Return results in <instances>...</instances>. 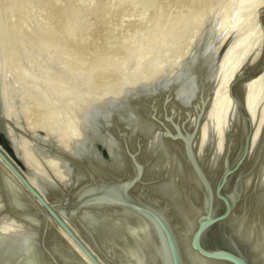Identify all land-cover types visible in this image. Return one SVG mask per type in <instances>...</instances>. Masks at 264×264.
Listing matches in <instances>:
<instances>
[{"label":"water","instance_id":"obj_1","mask_svg":"<svg viewBox=\"0 0 264 264\" xmlns=\"http://www.w3.org/2000/svg\"><path fill=\"white\" fill-rule=\"evenodd\" d=\"M258 21L262 53L256 60L254 55L247 59L229 83V96L239 120L227 136L218 168L211 171L197 149L213 94L209 70L198 72V96L186 102L177 96L178 78L171 73L182 61H195L201 52L198 41L185 59L172 61L156 82L149 83L148 89L137 82L135 86L123 87L122 94L109 99L104 107L90 101L86 110L91 112L87 113L91 121L83 125L86 137L73 140V152L46 130L30 131L25 124L24 128L16 125L5 110L2 91H6L7 100L11 97L9 103L18 108L23 100L14 89L21 88V84L12 72L0 68V201L3 211L37 233L35 236L29 230L24 244L17 243L23 237L17 232L1 237L0 264H66L63 255L77 264H123L116 257V243L111 234L109 238L111 228H108L116 227L122 215L142 221L146 227L147 240L140 243L153 256L147 257L149 264H186L184 248L171 218L172 210L156 194L151 198L148 195L159 183L148 174L158 149L149 146L151 138L140 132V126L123 119L131 110L143 122L160 128L161 138L179 145V157L187 169L182 203L193 212L186 240L190 252L215 264H254L250 238L264 211L256 213V222L252 220L249 198L252 191L248 183L264 161V127L259 149L252 155L257 127L244 88L264 74V4L259 8ZM223 31L224 28L215 31L214 43L219 51L225 43ZM48 60L60 71L61 64L56 59ZM134 61L136 64L137 60ZM24 65L32 64L25 60ZM195 65L199 61L192 67ZM63 70L60 72L73 77L72 72ZM11 130L69 167L66 183L57 180L54 184L43 178L35 183L30 176L38 173L28 168L15 148ZM81 148H86L87 153L78 155ZM190 188L195 190L194 195L190 194ZM255 238L260 240L261 235L256 234Z\"/></svg>","mask_w":264,"mask_h":264},{"label":"rangeland","instance_id":"obj_2","mask_svg":"<svg viewBox=\"0 0 264 264\" xmlns=\"http://www.w3.org/2000/svg\"><path fill=\"white\" fill-rule=\"evenodd\" d=\"M263 4L264 0H0V67L19 80L21 88L14 91L23 100L17 108L6 95L5 103L20 120V128L25 124L30 131L53 133L59 123L61 127L56 129L61 130L72 120L73 102L85 100L89 89L92 101L105 92L120 94L123 85L160 78L172 61L185 59L197 40L201 44L211 28L220 32L224 28L225 33L224 45L220 51L216 48L217 68L212 73L224 69L228 74L233 65L261 56L258 16ZM44 55L56 59L75 78L69 77L68 83L67 76ZM25 60L32 61L39 71H33L35 76L28 85L18 75ZM157 62L162 63L159 66ZM154 65L159 69L163 65L162 71ZM144 73L148 75L140 77ZM263 80L251 88L256 89L252 94L261 108ZM78 86L89 89L81 91ZM79 116L76 124H80ZM263 127L264 119L261 134Z\"/></svg>","mask_w":264,"mask_h":264},{"label":"bare ground","instance_id":"obj_3","mask_svg":"<svg viewBox=\"0 0 264 264\" xmlns=\"http://www.w3.org/2000/svg\"><path fill=\"white\" fill-rule=\"evenodd\" d=\"M215 30H216V28H213V29L211 28V30L208 31L209 32L208 35L203 39V42L200 44L201 52L197 56V58L195 59L194 62L183 61L178 66H176L171 72V73H173V76H174L173 78H175V77L178 78L177 79V86H176L177 96L179 97V99L181 101L186 102L189 99L195 100L198 96V92H199L198 91V77H197L198 72L200 70L203 71L204 69L209 70V73H210L209 77L213 81V83H212L213 94H212V100H211V103H210V106H209V109L207 111V115H206V118H205V121L203 124L202 133H201V135L198 139V142H197V149L199 150V152L203 156L204 162L206 163L209 171L218 168L219 160H220L222 154H224V152L226 150L227 136H228L229 132L232 130V127H234L238 124V120H239L237 108L229 96V83H230L231 79L233 78V76L235 75V73L237 72V70L240 68L241 63L239 62L240 64L238 63L235 66L233 65V67L230 68V73H228V74H226V72H229V71L224 72V69L223 70L220 69L217 71V73L215 75H213L214 74V73H212V72H214L213 68H215V67L217 68L215 63L218 60L216 57V53H217L216 48L217 47L214 46L215 36L213 33H215ZM258 31L260 32L261 29H258ZM260 37L262 38L261 32H260ZM37 53H39V52H37ZM44 53L46 54V56L48 55L46 52H44ZM44 53L42 52V54H44ZM39 55H41V54L39 53L38 56ZM44 56H43V58H44ZM46 56H45V58H46ZM40 57L41 56H39L38 58L40 59ZM48 57H50V56H48ZM197 61H199V65H197V66L195 65L194 67H192V64L193 63L197 64ZM31 63H32V61H31ZM157 63L160 66V64L162 62L161 63L157 62ZM1 64H2V62H1ZM22 64H24V63H22ZM43 64H44V62H43ZM46 64H47V62H46ZM46 64H45V66H46ZM48 64H47V66H48ZM40 65H39V67H40ZM219 65H221L220 62H219ZM30 66L31 67L23 65L22 70L20 71V74H18V75H20V78L22 77V78L27 80V85L31 84L29 82H30L31 78L33 76H35L34 72L36 70V66H34V65H30ZM41 66H44V65H41ZM47 66H46V68H49V66L48 67ZM61 67H60V69H61L60 71L63 72V69H62L63 67L62 68ZM162 67H163V65H161V68ZM0 68H2V66ZM33 68L35 70H33ZM155 68H156V66H155ZM157 68H156V70H161V68L160 69H159V67H157ZM218 68H219V66H218ZM228 68L229 67H227V70H229ZM151 71H153V70H151ZM59 73L60 72H58V74ZM146 74L144 73V74H142V76L140 75V77L144 78ZM155 75H152V77L154 76V78H156ZM158 75H156V76H158ZM36 76H37V73H36ZM214 76H215V78H214ZM63 77H65V76H63ZM149 77H151V76H148L146 78L150 79ZM72 78H75V77H72ZM158 79H159V77L156 79H153V80H151V79L150 80H147V79L143 80L142 79L141 82H139L138 80L137 81L139 82L138 85H144L145 88L148 89L149 83L156 82ZM263 79H264V74H262L257 79L251 81L244 88L245 97L247 98L248 106H249V108L253 114V117L255 119V124L257 127L256 128L257 138L255 140V145L253 147L252 155L256 154V152L260 146L258 143H259L260 128H261V125H262V122L264 119V107H263L264 104L262 105L263 108H261L260 104H259L260 103L259 99L257 100V98H254L255 94L254 93L252 94L253 90H255L256 93H257V91H256V89L251 90V88L253 86H256L258 82L260 85V81ZM66 80L68 81L69 77H67ZM73 80H75V79H73ZM214 80L217 82H215ZM131 81H133V80H131ZM73 82L76 83V81H73ZM126 82H128V81H126ZM68 83H70V80ZM128 84H130V83H128ZM123 86L125 87L126 85H123ZM82 89H86V88H82ZM82 89H81V91H82ZM88 89H86V90H88ZM257 89L259 90V88H257ZM76 90L78 91V89H76ZM119 90H120V88H119ZM250 90H251V93H250ZM89 91H90V89L88 90V93H87L88 97H83L88 102H86L85 100H83L81 98L82 100L75 102V104H74V102L70 100L71 102H73V104L71 103L73 105V108L71 106V108H72L71 110L73 113L72 114L73 115L72 120L67 123L68 125L67 124H66V126L64 125L65 128L62 127L63 129H61V130L56 129L58 126L61 127L60 123H59L58 126L53 129V133H50V134H54L53 135L55 137L54 140L61 143L62 145H64L65 148L69 150V152L70 151L73 152V150H72L73 140H75V139L83 140L86 137V132L83 129V125L88 124L89 121H91L90 117H88V115H87V113L90 114L91 112L86 110L87 105L85 106V104H88L90 102V98H92L90 95L91 93ZM2 92H3L2 96L4 99L3 105H5L4 106L5 110L10 115V117H12V119H14V122L16 123V125H19L20 120L18 122V118L16 117V114L14 116L15 112L13 110L10 111L7 108V105L5 103V101H6L5 100V98H6L5 90H3ZM111 92L110 93L105 92V93H107L106 95L101 93L103 95V97H101L102 95L100 96L101 98H99L97 96L98 94L96 93L97 95L95 98L98 97L99 99L93 100V101L98 103L97 105L104 107L105 103H107L109 101V99L113 100L116 96H119L122 94V92L120 94H113L116 91H114L113 93H111ZM82 93L86 94V91L83 90ZM85 94H84V96H86ZM80 95H81V93H80ZM89 95H90V97H89ZM121 97H118V99L122 100L123 98H125V97H123V98H121ZM255 97H258V96H255ZM75 99H77V98H75ZM262 99L263 98H261V100ZM78 100H79V98H78ZM263 102L264 101H262V103ZM69 103L70 102H68V104ZM128 112L129 113L127 114V116H123L124 117L123 119L131 125H136L138 127L140 126V129H141L140 132L142 134H144L145 136L151 138L149 146L151 148L157 147V149H158L156 151V154L154 157L153 166L148 171V174L150 176H153L154 178H156L159 181V183H157V185H155L153 187L152 191L148 192V195L151 198L152 195L156 194L158 197L162 198L161 199L162 203L166 204L167 207L170 209V211L172 210L171 211V218H172V221H173L175 228L177 229V231L179 233L180 240H181L182 246L184 248L183 250H184V254H185L186 264H215V263H211L209 261L201 260L198 257H195V255L190 252L189 248L186 245L187 244V242H186L187 230L191 229L192 223H193V221H192V218H193L192 213L193 212L191 211V209L188 205H186L185 203H182L183 202V188H186L185 183L187 180V169L185 168V166L183 165V163L180 160L179 148H178L179 145H177V144L175 145V144L168 142L165 139L161 138L160 137L161 136L160 135V132H161L160 128H155L151 122H148V121L143 122L137 114L131 113L132 110L128 111ZM77 114L80 115L79 119H80V124L82 122V126L79 124V122H78L79 125L76 124V122H77L76 118L78 116ZM53 124H55V123H53ZM22 125H20V126H22ZM55 129L58 131H54ZM11 132H12L15 148L21 153V156L24 158L28 168H30L33 172L38 173V176H35V175L30 176L31 179L35 183L38 184L39 178L50 180L54 184L57 180L62 182L63 184L66 183V178H67L69 167L64 166L63 162L59 158H55L53 156H50L46 152L37 148V145L30 142L25 136L18 134L14 130H11ZM54 132H56V133H54ZM262 132H263V130H262ZM51 141H52V139H51ZM86 151H87L86 148H81V150L78 152V155L86 154L87 153ZM248 185L251 187V191H252V193L250 194L251 196H249V198L251 200V205H252L250 207L252 209V220L256 222V219L258 217V215L256 213L259 210L262 213L264 211V161L261 164V167L259 168L257 175L255 176V178L253 180L249 181ZM256 192H258V193L256 194ZM190 194L194 195L195 190L190 188ZM172 205H173V207H172ZM3 210H4V206H3V203L0 201V238L1 237L3 238L4 236H6L9 232H12V233L17 232V233H20L21 236H23L22 239H19V241H17V243L24 244L25 242H27V236H28L29 230H31V232L35 236L37 235L36 231L33 228H30L28 226V224L22 222V220L15 218V216H12V214L7 213ZM117 222H118V225L116 227L115 226H113V228L108 227V228H111L109 230V232H110L109 238H110V234H111V236H112L111 239L116 243V250H117L116 257H117V259H119L120 262L123 264H149L147 257L152 259L153 256L150 254L148 248L143 247V245L140 243L142 241L147 240L146 237H148V231H147L146 227L144 226L143 222L130 220L127 216H123V215L119 217ZM257 225L258 226H254L252 228V232L254 234H253V238H250V239H252L250 241V242H252V244H251V247H252L251 252H253L252 259H253L254 264H264V244L263 243L260 244L261 242L264 241V216H262V221L257 222ZM116 231H117V233H116ZM59 232L61 235H64V233L61 230ZM128 232L130 233V235H128ZM256 234L261 235L260 240L255 238ZM111 239H110V241H111ZM55 241H56V238H55ZM1 242L3 243V240H1ZM138 242H139V247H140L139 250L137 249V246H138L137 243ZM136 244H137V246H136ZM107 249H110V247L107 246ZM119 250H120V253L123 252L124 255L118 253ZM110 251H111V249H110ZM0 252H2V250ZM63 256H64V260H65L66 264H77L76 261L74 259H72L71 257H65L66 255H63Z\"/></svg>","mask_w":264,"mask_h":264}]
</instances>
